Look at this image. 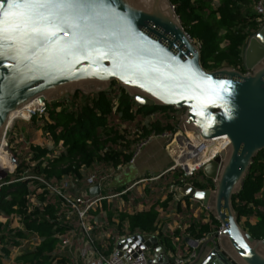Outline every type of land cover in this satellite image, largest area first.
Wrapping results in <instances>:
<instances>
[{"label":"water","instance_id":"water-1","mask_svg":"<svg viewBox=\"0 0 264 264\" xmlns=\"http://www.w3.org/2000/svg\"><path fill=\"white\" fill-rule=\"evenodd\" d=\"M242 66L245 72L204 69L170 0H0V143L10 112L29 101L88 95L112 82L139 105L183 110L177 129L195 147L228 138L201 170L213 189L190 182L179 189L220 223L208 237L190 239L185 264H264V239L241 226L232 206L264 149V21L247 38ZM89 194L99 195V184ZM149 263L174 264L159 244Z\"/></svg>","mask_w":264,"mask_h":264},{"label":"trees","instance_id":"trees-1","mask_svg":"<svg viewBox=\"0 0 264 264\" xmlns=\"http://www.w3.org/2000/svg\"><path fill=\"white\" fill-rule=\"evenodd\" d=\"M254 1L170 0L184 30L199 46L204 69L210 71L232 66L245 72L242 50L249 37L246 28L255 30L258 22L255 16H247L243 8ZM78 95L81 100H77ZM46 111V116H35L31 121L37 124L42 134L50 137L51 146L31 144L27 139L22 141L20 145L27 144L30 150L22 156L28 157V162L22 159L14 174L6 176L8 183L1 189L0 264H75L68 253L61 251L60 236H68L71 232L85 235V232L73 208L50 192L46 183L61 186L68 181L71 189L63 191L71 196L78 195V187L85 181L88 170L98 169L100 175V169L128 163L139 138L166 131L175 132L176 114L183 112L171 107L139 105L117 82H112L100 92L88 95L76 92L47 102ZM120 125H134L138 132L127 138ZM9 133L11 135L13 131ZM166 177L171 178L166 187L172 183L183 186L192 182L198 189H213L212 181L202 171L189 179H181L179 174L171 175L170 172L161 174L157 179ZM125 189L119 188L115 193ZM128 192L118 196L125 197ZM101 193L103 197L108 195L104 190ZM167 197H171L170 192ZM180 198L188 197L181 195ZM134 200L144 203L138 195ZM156 203L147 209L126 213L118 211L116 206L108 208L106 198L101 200L100 206L87 211V215H92L87 218L89 227L86 229L92 245L102 255L113 253L115 235L111 234L103 240L95 236L103 235L109 227L105 224H110L115 225L117 234H122L124 230L127 234L156 232L161 245L175 252L171 238L178 236L179 231L176 229L171 234L164 224H159ZM163 205L165 208V203ZM176 206L179 208V203ZM232 206L241 226L254 238L264 239V149L254 157L241 190L232 197ZM14 217L18 218L17 226L12 224ZM219 227V221L209 213L207 221H192L185 233L188 238L202 239ZM29 237H33L35 243L27 247L25 244ZM182 253L185 257L190 256L192 248L188 247ZM11 254H15L12 260Z\"/></svg>","mask_w":264,"mask_h":264},{"label":"crops","instance_id":"crops-1","mask_svg":"<svg viewBox=\"0 0 264 264\" xmlns=\"http://www.w3.org/2000/svg\"><path fill=\"white\" fill-rule=\"evenodd\" d=\"M175 138L178 137L176 136L174 139ZM171 144H168L167 141L160 138L151 139L134 157L132 156V161H129L122 166L107 167L104 170L100 169V172H102L100 175L102 176L98 175V169L92 168L86 172V177L90 174H95L97 176L95 184H99L100 195H102L101 190H104L105 194H108L106 196L108 208L109 206H116L118 211L123 210L126 213H133L135 211L147 209L152 203L157 202L155 208L159 212V224H164L165 229L169 230V233L171 234L176 229L179 231L178 236L171 238V243L176 248L175 252L182 255L183 264H185L191 259L193 254V249L190 256L185 257V253H182L186 248L191 247L189 241L192 238L186 237L185 229L192 221H207L209 212L199 201L190 197L180 198V201L177 202L175 201L174 195L171 193V197L168 198L167 193L169 190L166 186L171 180L170 177L163 178L162 180L155 177H147L164 172L172 164L174 158V148L172 147L171 149ZM170 174L172 175V173ZM142 179H145V181H140ZM135 181L140 182L130 189L125 197L117 195L108 198V196L116 195L117 193L115 192L119 188L128 187ZM78 188V193L85 190L89 192V186H87L84 180ZM136 195L140 196L144 203L136 202L134 200ZM164 203L165 208L163 205ZM176 203H179V208H177ZM100 205L101 204H99V206ZM103 214H105V212H103ZM115 214L116 213H114V215ZM89 216L92 217V215H88V217ZM113 220L117 224L115 217ZM105 225L109 227L103 232V235L95 236L98 240H103L111 234L115 235L114 251L111 254H114L115 252H126L131 255L130 252L146 248V252L151 258L153 246L157 244L161 245L157 239L156 232H136L133 234H127V230H124L122 234H117L115 225ZM208 236L209 235L204 238ZM161 246L165 249L167 254L171 255L173 253L171 249H167L163 245ZM98 255L99 252L92 245L91 239H89L86 235L77 232L73 239L70 254L74 263L100 264Z\"/></svg>","mask_w":264,"mask_h":264},{"label":"built area","instance_id":"built-area-1","mask_svg":"<svg viewBox=\"0 0 264 264\" xmlns=\"http://www.w3.org/2000/svg\"><path fill=\"white\" fill-rule=\"evenodd\" d=\"M251 5L256 6L258 8L259 13L262 14V7L264 5V0H255ZM37 99V98H36ZM33 101L26 106H23V110L27 117L25 118L24 115L18 114L15 116L14 119H22V120H29L35 116H46L47 111V101ZM21 109V108H20ZM13 119V120H14ZM9 126L6 128L4 136H3V141L5 140V143L3 147L5 150L9 153L10 160L14 164V167H17L18 164H16L17 161V153L14 155L10 146L8 145V138L7 134H9ZM135 132H138L137 129H135ZM178 136V138H175ZM224 135H219L211 139H206L202 141L201 143L198 144L197 147L190 141V139L185 135L184 132H180L179 129H177L175 132H170L166 131L161 134H151L146 138H139V140L136 143L137 150L134 152L133 157L138 153V151L145 145L147 144L151 139L154 138H160L168 142V144L173 145V148L176 150L174 152V158L172 164L162 173L157 175L155 178H158L161 174L165 172H170L174 174H179V177L181 179L183 178H192L196 175L197 172L201 171L203 166H205L207 163H209L211 160H213L219 153L220 151L225 148V144L223 148L221 149V142H217L219 138L217 137H222ZM180 138L183 139V143L181 142ZM8 149H10L12 152H9ZM179 151V152H178ZM13 157H15V160H13ZM132 161V158L131 160ZM191 165V166H189ZM9 171V170H8ZM11 171V170H10ZM3 173L4 176L0 177V193L2 186L6 183L5 181L7 174V170L0 171V173ZM41 182H45L44 179L39 178ZM10 180L9 182H11ZM97 181V176L95 174H90L86 177L85 182L87 186H92L96 183ZM140 181H145V179H142ZM140 181L134 182L133 184L129 185L126 187L125 191L132 189L137 183ZM187 183V182H186ZM192 184V182H190ZM47 186L49 187L50 192L57 194L60 196L65 204L69 205L70 207L73 208L75 213L78 215L79 218V224L83 231L85 232V235L90 239L86 229L89 227V223L87 221L88 215L87 211L89 208L99 206L101 200L105 199L106 197L99 195H91L87 190L79 193L76 196H71L70 194L65 193L63 190H67L68 184L67 181L63 182L61 186H52L48 183H46ZM182 186L177 185L176 183H172L169 188L168 192L172 193L174 195L175 201H180V192L179 189ZM125 191H122L119 194L124 193ZM112 195L108 196L114 197L117 196ZM75 237V233L71 232L68 236H60L61 239V244H60V249L64 253H68L69 255L71 254V248L73 245V239ZM204 239V238H202ZM172 258V262L174 264H183V258L181 254H177L176 252L173 251V253L170 255ZM100 264H150L149 263V255L147 254L146 251H137L131 258L124 256V255H115L111 254L108 256L102 255L99 253L98 255ZM80 264V263H79Z\"/></svg>","mask_w":264,"mask_h":264},{"label":"rangeland","instance_id":"rangeland-1","mask_svg":"<svg viewBox=\"0 0 264 264\" xmlns=\"http://www.w3.org/2000/svg\"><path fill=\"white\" fill-rule=\"evenodd\" d=\"M243 12L247 16H249V15L250 16H255L254 19H256L258 22H260L259 20L263 19V17H264V16L261 17L259 15L258 8H256V6H253V5H249L247 7H244L243 8ZM246 31L250 35L254 31V29L248 27V28H246ZM246 41H245V43H246ZM81 98L82 97L80 95L77 96V100H81ZM181 114H182V112H179V113L176 114L177 122H178V119L180 118ZM119 127L123 131V133L125 134V136L127 138H132L134 136L135 129H136L134 127V125H130V126H128V125L127 126L120 125ZM176 127H177V125H176ZM9 130L13 131V133L11 134L12 135V140H11L10 133L7 134L8 145L10 146V149H13V147H15L13 149L15 152H12L10 149H8V151L12 152L14 155H16L15 153H17L16 164H18L22 159H25V162H28V157L26 159V158H22V156L27 154L30 150H29V147H28L27 144L20 145L22 141L27 139L28 143H31V144H36V145H41V146H51L50 137L48 135L42 134L41 133L42 130L40 128H38L37 124L36 123L34 124V122H32L31 119H29V120H22V119H14V120H12V122L10 123V126H9ZM172 147H173V145L171 146V149H172ZM136 150H137V146L135 148V151ZM29 168H31V166ZM15 169H16V167H13V169L11 171L7 170V174L13 175ZM3 176H4V174L1 172L0 173V177H3ZM67 183H68V186H69L70 182L67 181ZM70 189H71L70 186L67 187V191H70ZM12 222H13L12 224L14 226H17L19 224L17 217H14ZM27 240L28 241L25 244V246H27V247L35 243V239L33 237H29V239H27ZM14 255L15 254H11L10 260L13 259Z\"/></svg>","mask_w":264,"mask_h":264},{"label":"bare ground","instance_id":"bare-ground-1","mask_svg":"<svg viewBox=\"0 0 264 264\" xmlns=\"http://www.w3.org/2000/svg\"><path fill=\"white\" fill-rule=\"evenodd\" d=\"M37 99L35 98V99L29 101L28 103H26V105L29 104V103H31V102H33V101L34 102L35 101H38ZM26 105H24V106H26ZM18 111H19V114H22V112H24L23 107L21 109L20 108L19 109H15L12 112H10L9 118H8V123L9 124L12 122V120L18 114ZM22 115H24L25 118L27 117V115L25 113H23ZM217 138H219L217 140V142H221L220 148L222 149L223 146H224V144H225V142H227L228 138L225 135L222 136V137H217ZM180 140H181L182 143L184 142L182 138H180ZM4 143H5V140L4 141L2 140L1 143H0V171H3V170H12L13 167H14V164L10 160L9 153L3 147ZM173 150H174V152H176L175 149H173ZM189 166H191V165H189Z\"/></svg>","mask_w":264,"mask_h":264},{"label":"flooded vegetation","instance_id":"flooded-vegetation-1","mask_svg":"<svg viewBox=\"0 0 264 264\" xmlns=\"http://www.w3.org/2000/svg\"><path fill=\"white\" fill-rule=\"evenodd\" d=\"M260 16L263 17L262 14H261ZM256 21H257V20H256ZM259 21H260V22L257 21V22H258V25L261 24V23L264 21V17H263V19H261V20H259Z\"/></svg>","mask_w":264,"mask_h":264},{"label":"snow or ice","instance_id":"snow-or-ice-1","mask_svg":"<svg viewBox=\"0 0 264 264\" xmlns=\"http://www.w3.org/2000/svg\"><path fill=\"white\" fill-rule=\"evenodd\" d=\"M17 7H19V5H17ZM220 86H221V87H223L224 85H223V84H221ZM225 90H227V89H225ZM200 114H201V115H203V113H202V112H201Z\"/></svg>","mask_w":264,"mask_h":264},{"label":"clouds","instance_id":"clouds-1","mask_svg":"<svg viewBox=\"0 0 264 264\" xmlns=\"http://www.w3.org/2000/svg\"><path fill=\"white\" fill-rule=\"evenodd\" d=\"M232 86L234 87V85H232ZM232 118H233V117L229 116L227 119H229V120H230V119H232Z\"/></svg>","mask_w":264,"mask_h":264}]
</instances>
